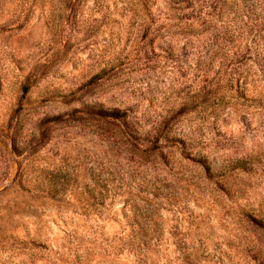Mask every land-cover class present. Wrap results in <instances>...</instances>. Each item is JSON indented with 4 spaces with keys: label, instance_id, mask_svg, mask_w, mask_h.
I'll list each match as a JSON object with an SVG mask.
<instances>
[{
    "label": "rangeland",
    "instance_id": "obj_1",
    "mask_svg": "<svg viewBox=\"0 0 264 264\" xmlns=\"http://www.w3.org/2000/svg\"><path fill=\"white\" fill-rule=\"evenodd\" d=\"M0 264H264V0H0Z\"/></svg>",
    "mask_w": 264,
    "mask_h": 264
}]
</instances>
